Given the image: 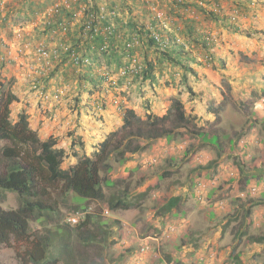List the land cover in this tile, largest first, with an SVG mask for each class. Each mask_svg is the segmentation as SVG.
I'll list each match as a JSON object with an SVG mask.
<instances>
[{"label":"rangeland","instance_id":"rangeland-1","mask_svg":"<svg viewBox=\"0 0 264 264\" xmlns=\"http://www.w3.org/2000/svg\"><path fill=\"white\" fill-rule=\"evenodd\" d=\"M19 1L2 0L0 5L2 10L0 14V82L18 97V102L11 106V122H16L19 113L23 111L30 118L27 114L28 108L35 106L37 112L33 120L29 121L31 129L38 127L39 132L35 131L42 141H46L49 139V134L41 129V123L49 120L59 125L54 128L50 138L55 139L58 146L69 153V146L74 137L80 135L86 141L91 140L90 135H94V119L91 117L94 112L90 113L87 107L89 96L92 95L89 94L91 90H89L90 87L79 88L78 77L84 73V68L72 67L66 55L63 54L59 60L51 61L49 75L42 80L47 92L62 90L63 95L57 100L42 102L38 95L39 90L32 84L35 83L33 80L36 77L34 73L38 59L36 49L41 45L49 48L60 47L63 44L72 46L74 42L79 41V38L83 42L86 39L82 38L79 30L74 26L70 32L73 38L70 39L59 30L46 33L45 15L49 12L51 4L48 2L42 13L32 17V20H26L18 10L21 7ZM57 1L63 6L68 5L72 10L80 5V0ZM121 1L124 0H98V3L106 9L111 6L122 7ZM155 1L158 2V0ZM204 1L207 9L209 4L219 6L220 12L217 17L224 21L226 27L241 30L240 33H231L206 12H198L199 42L202 44L204 37L208 39L213 37L215 41L211 45L207 44L209 40H205L207 42L205 45L210 50H204L203 44L187 39L185 29H182L180 25H183L184 20L190 19L194 13L182 12V9L175 7L170 0H161L159 4H156L157 8L159 7L158 9L163 12L155 6L151 8L140 6L132 10L134 7L130 4V12L125 10L124 15L120 14L116 20L107 17L109 22L122 27V30L126 32L125 22H131L133 18L137 20L136 16L144 22L148 19L147 17L161 13L166 18L168 29L173 28L175 37L185 45L183 46L185 54L179 53L177 55L180 57H174L178 60V65H175L164 52L157 51L155 48L139 47L135 51L139 62L145 68L147 59L154 66L152 79H143V75L130 78L129 86L121 80L118 83V89L102 84L106 87V107L104 110L96 108L95 111L102 115L106 124L101 134L120 130L125 109H132L136 114L138 112L137 115L142 119H145L147 114L161 117L167 113L166 109H170L175 100L180 101L184 108L190 102L207 107L209 112L217 115L219 123L215 125L213 122H208L201 126L199 122H195L198 116L191 118L188 114L192 124H189L187 129L181 127L178 131L174 130L168 141L158 139L148 144L145 151L128 155L126 162L114 164V169L106 175L109 185L104 187L105 201H89L87 204L78 205L75 201L76 196L71 192L64 194L62 186L58 185L54 188L57 191L52 192V198L53 202L57 201L56 207L59 214L52 218L30 221L29 229L32 237H39L49 231L61 232L62 227L73 229L74 225L68 221L70 218H76L79 222V218L90 213L99 218L102 225L109 226V235L105 246L100 248L93 245L80 246L73 233L68 244L75 253L74 256L78 258V264L100 263V255L103 257L102 264H264V249H260L258 253L254 252L252 244L242 249L244 251L247 249L248 257L238 258L239 262H235L234 256L241 253L239 251L245 240L239 238L238 246L231 243L234 240L229 233V227L224 230L223 235L217 232L211 233L208 239H216V241L214 244L211 242L209 246L205 242L207 239L188 236L183 228L185 227L183 220L188 218V209L191 204L197 206L202 203L198 200V188L202 187H197V183L201 182L205 187L200 198L203 197L204 192L208 191V188H213L209 184L212 178L197 176V174L202 172L204 174L205 169L206 171L210 169L208 164L216 162L211 157V160L206 159V156L203 158V163H199V159L195 160L194 157L188 159L182 157L187 147L198 145L199 135L214 133L222 135L220 152L229 154V159L225 157L224 162L232 166V169L227 171V178L234 179L238 170L234 168L232 160L239 158L232 156L234 152L230 153L228 141L236 140L235 153H237L239 147H244L248 143L244 135L254 139L256 133L254 129L258 126L264 132V0ZM233 11H237L236 17L231 16ZM121 23L124 24L121 25ZM180 46L181 44L173 46V49ZM79 51L82 53L84 47ZM97 57L99 58L92 62L93 72L100 75L107 70L116 78L117 71L114 70V66L108 68L105 55ZM207 57L210 60L206 62ZM181 60L186 62L183 63ZM188 60H192L193 63H187ZM124 61L125 58H122L121 63ZM182 64H189L192 69L200 73L187 76L188 87L183 83L182 77L185 72L181 67ZM195 66H199V69ZM32 77H34L33 80ZM91 92L95 95L99 93V90ZM102 96L105 98V94L102 93ZM78 99L80 104L77 102ZM217 102L221 104L215 106ZM56 112L68 114L58 116ZM37 116H39L38 121ZM64 120H67V124ZM173 123V120L169 119L166 126L171 129ZM48 129V126L45 127L46 131ZM99 129L103 130V128ZM95 141H99V137L95 138L93 143ZM136 142L143 145L146 143L141 140H135L134 143ZM250 144L253 146L250 150L251 155H258L259 151L254 148L256 142L253 141ZM77 151L83 156L90 155L93 149L89 143L87 147L85 146L84 152ZM170 157L173 163L171 167L168 163ZM258 157L260 158V155ZM74 163L75 160L69 158L63 164V168L66 169ZM249 167H253L251 163L248 169ZM253 168H264V164L260 163ZM124 188L128 202L131 204L129 209L111 212L107 199L116 194L121 196ZM215 190L219 191L220 188ZM221 194L224 195L221 196ZM221 194L213 201H224L223 205H230L231 201L236 199L230 194L225 195L226 192ZM248 194L253 196V193ZM171 197L180 199L175 209L178 213L176 218L173 217V213L161 212L163 205ZM182 198L186 199L184 203H190V205H181ZM21 204L22 199L17 194L0 190V208L17 209ZM220 219L221 217L218 216L213 222L217 223ZM247 235L263 237L261 231H254L252 227ZM31 241H33L32 244L22 248L18 244L0 247V264H21V261L25 259L23 252L26 251V247H29V251L33 250L31 248L35 245V240ZM60 241L61 239L57 244H60ZM232 246L235 247L233 250ZM74 262L75 260H71L69 264Z\"/></svg>","mask_w":264,"mask_h":264},{"label":"trees","instance_id":"trees-1","mask_svg":"<svg viewBox=\"0 0 264 264\" xmlns=\"http://www.w3.org/2000/svg\"><path fill=\"white\" fill-rule=\"evenodd\" d=\"M170 1L175 7L181 8L182 12L194 13L193 16H190V19H183V24L187 39L197 41V44H201L197 35L198 28L195 25L198 21V12L200 13V11L206 12L213 20L219 21L231 33L241 32L239 28L226 27L224 21L217 17L220 12L218 5L209 4L207 9L204 0H183L181 3ZM48 2L51 4L49 8L51 15L49 13L45 15L44 29L46 33L65 30V33L61 31L60 33L64 36H69L68 38L70 39L73 38L70 32L72 26H74L75 29L79 30L82 38L86 39L83 42L79 38V41L74 42L72 46L68 44H63V46L69 47V54L73 52L78 57L79 61L77 64L74 61L69 64L74 68H84V73L78 77L79 88L90 87L89 90L91 91L99 90V93L95 95L91 91L89 92L92 95L89 96L90 99L87 103L89 112H94L91 115L94 119V135H90L91 140L86 141L80 135L74 137L69 146V153L64 149L57 148V141L53 138L42 141L38 133L31 129L28 117L24 111L19 113L16 122H11V106L18 102V97L0 82V190L15 193L22 199V204L17 209L0 208V247L18 244L22 248L32 244L31 242L33 241L31 240H35V245L31 248L33 250L29 251V247H26V251L23 252L26 260L23 259L21 264H60L61 261L62 264H69L71 260H75L74 264H78V258L74 256L75 253L68 244L72 239L73 233L80 246L88 247L93 245L103 248L107 243L109 226L102 225L99 218L94 214L87 213L84 217L79 218L78 224L74 225L73 229L62 227L61 232L57 230L54 233L49 231L39 237H32L29 229L30 221L52 218L59 214L56 207L57 201L53 202L52 198L54 188L61 185L64 194L73 193L76 196L75 201L78 205L87 204L89 201H105L104 187L109 185L106 175L114 169V164L119 165L126 162L128 155L145 151L148 144H152L158 139L162 138L168 141L172 131H178L181 127L182 129H187L189 124H192L185 114L183 104L175 100L167 113L161 117L147 114L145 119H142L134 110L125 109L120 130L101 134L100 132L104 131L106 124L102 115L98 111L96 112L95 109L101 108L104 110L106 107V87L102 84L118 89V83L121 80L125 81V85L129 80L127 81L123 77L115 78L113 74L106 70L103 73H109L112 80L103 83V77H99V74L97 75L93 72L91 68L92 62L99 58L97 57L98 55H105V62L108 68L110 69V66H114V70L118 71L124 65L129 64L130 59H134L142 69L138 75L130 76L129 78L143 75V79H152L154 66L146 59V67L144 68L142 63L139 62L135 51L141 46L155 48L157 51L164 52L168 59L178 65V60L174 57H180L177 54L184 53L183 46L185 45L182 44L180 47H176L177 49L174 48L175 52L173 46L180 44L176 42L177 38L173 32L170 33L173 28L167 32L166 29H163L161 21L154 14L152 17H147L148 19L144 22H141V19L137 16V20L133 18L131 22H125L126 32L122 30V27L115 26L108 21L109 18L116 20L120 14L124 15L125 10L130 12V4L134 7L132 10L140 6H149L150 8L155 6L157 8L156 4H159L161 0H158V2L155 0H124L121 1L123 9L119 6H111L106 7L107 10L98 3V0H80V5L74 10L70 9V11L61 5L52 10L56 0H20L21 7L18 10L24 15L26 20H32V17H36L44 11L43 9H46ZM1 3L2 0H0V5ZM1 13L2 10L0 8ZM231 16L236 17L237 11H233ZM89 25L91 28L86 29ZM59 26L62 28H58ZM155 35L166 38L169 44L163 48L161 43L154 39ZM203 40V45L201 44L203 49L210 50L205 45L207 43L205 40H209L207 44L211 45L215 39L213 37H209V39L204 37ZM119 45L121 46L119 47ZM103 46H106V50L100 53L99 50ZM44 47L47 48V51L58 49L61 52L60 47L49 48L45 45ZM82 47H84V51L81 53L79 49ZM69 54H65L68 60ZM122 58H125L123 63H121ZM85 60L88 61V64H84ZM209 60V57H207L206 62ZM36 64L34 69L36 77L35 79L32 77L35 83L33 82L32 84L39 90L38 92H46L42 80L48 77L50 69H47L44 61L37 59ZM181 67L185 72L184 77H182L184 79L183 83L188 87L187 76L189 74L195 76L197 73L189 64H182ZM188 90L190 91V88ZM102 93L105 94V98ZM77 102L80 104L79 99ZM96 104H99L98 106L100 107ZM169 119L174 122L171 129L166 126V122ZM99 128H103V130ZM201 136L199 135V137ZM97 137H99V141L93 143ZM135 140L145 141L146 143L143 145V143L136 142L135 144ZM232 141L236 140H229V142ZM209 142L213 145L216 144V138L211 139ZM89 143L93 149L92 153L90 155H79L77 150L84 152L85 146L87 147ZM69 158L74 159L75 163L64 169L63 164ZM248 193H253V198H255L258 189L253 187ZM240 198L241 201H238V205L242 209L245 206L243 202L245 200L242 199L246 197L243 195ZM260 199L257 200L258 202L255 200L251 201L252 205L264 206V200ZM179 200L178 197L169 198L163 205L161 212L171 213L177 208ZM107 202L111 212L127 210L131 205L126 197L125 188L121 196L119 194L113 195L107 199ZM246 213L247 211H242L241 216L244 218ZM244 237V234L239 235V238L243 239ZM59 239H61V243L57 244ZM248 242L250 244H259L264 242V238L250 236ZM79 258L81 257L79 256ZM238 258V255L234 256L235 262H239ZM102 260L103 257L100 255V263L93 264H102Z\"/></svg>","mask_w":264,"mask_h":264},{"label":"crops","instance_id":"crops-1","mask_svg":"<svg viewBox=\"0 0 264 264\" xmlns=\"http://www.w3.org/2000/svg\"><path fill=\"white\" fill-rule=\"evenodd\" d=\"M195 25L198 26V23H196ZM180 26L182 29H185L184 24L183 25L181 24ZM181 62L184 63L186 61L181 60ZM188 62L190 63L191 61L188 60L187 63ZM191 66L193 65L191 64ZM196 67L197 69H199L198 68L199 66H195V68ZM194 71L196 73H199L196 69ZM219 104L221 103L217 102L215 106ZM257 106L258 104L255 106V110L258 109ZM166 110H169V108H167ZM184 111L186 115L189 114L192 117L198 116L197 117L198 119H196L195 122L196 123L199 122L201 126H204L208 122L209 123L213 122L215 123V125L219 123L217 115L209 112L207 107L206 108L202 107L201 104L190 102L188 103V106L184 108ZM35 112H37L35 109V106H30L28 108L27 114L30 116V118H28V121H30L31 119L33 120L35 116ZM56 114L58 116H63L66 114L67 116L68 113L61 114L60 112H56ZM137 114L139 113L137 112ZM38 120H39V116H37V121ZM64 121H65V124H67V120H64ZM47 126L49 127L48 131L45 130V127ZM56 126L59 127V125L53 122H50L49 120L43 121L41 123V129L44 130L45 133L49 134L48 138H50L53 135V131H54V128H56ZM34 130L39 132L38 127L35 128ZM254 131H256L254 135V139L250 138L248 135H244V139L248 141V143L245 144V146L243 145L244 147H239L237 143V146L239 147V150L237 153H235V148H236L235 141H232V142L228 141L229 150L231 151L230 153L234 152L232 156L233 157L237 156L239 158L236 160H232V164L234 165V168L238 170V173H236L237 176L234 179L227 178L228 176L227 171L230 168L232 169V166L230 163L224 162L225 157L229 159V154H221L220 152V146H221L220 138H222V135H219V133H214L211 135H202L201 137H199L198 145H195V146L191 145L187 147V149L182 154V157H186V159L191 158V157H194L193 159L195 160L196 158L199 159L198 160L199 163H203L204 156H206L205 158L208 160H211V158L215 159L216 160L215 163L208 164V166H210V169L208 171H206L205 169L204 174L203 172L198 173L197 176H202V177L205 176V177L212 178L213 180L209 182L210 186H213V188L215 189L220 188L219 191L213 189L212 187L208 188V191L204 192L202 201H200L202 202L201 204L197 206H194L191 204V206L188 209L189 216L187 219L183 220V222H185V227H183L184 232H187L186 234L191 237H201L204 240L207 239V241H205L207 242L206 244L207 246H209L211 242L214 244V242L216 241V239L214 240L208 239L211 237L210 236L211 233L217 232L223 235V232L224 230H226L227 227H229V233L232 234V237L234 240L233 242L231 241V243H234V245L236 246H238L240 242L239 235L244 234L245 237L243 239L245 241L242 242V247L240 248V251H239L241 253L240 254L238 253V257L240 259H244L245 257H248L246 253L247 249H245V251L242 249L246 247L248 244H250L248 242V239L250 236L247 235V232L251 227L254 229V231L256 230L261 231L263 233V238H264V206L263 205H252L253 203L251 202L253 200L257 201L260 198H262L260 200H264V197H263L264 196V168H258V169L253 168L255 165H259L260 163L264 164V132L261 130L260 126L254 129ZM42 135L43 134L41 133V136ZM214 138H216V144L213 145L209 141ZM253 141L256 142V145L254 148H256L255 150L259 151L258 155H260V158L258 157V155H254V154H253L254 156L251 155L250 150L253 146L250 143ZM56 147L59 149L61 148L58 146V143ZM208 149H211V150L209 151ZM213 151H214V154H213ZM249 156L254 157V159H252V157H249ZM171 158L172 157L168 159V163L170 164V167L173 164ZM250 163H251V166L253 167L252 168L249 167L248 169V166L250 165ZM253 187L258 189V193L255 198L247 194L248 191ZM195 192H196V189H195ZM223 192L227 193L225 195L230 194L232 195V197H236V199L232 200L230 205H223L224 201H221V202L213 201L216 197H219V194ZM233 194H235V196ZM223 195L224 194H221V196ZM243 195L246 197L245 199H242V200H245L243 201L245 206L241 209V206L238 205V201H241L240 196H243ZM185 201L186 199L182 198L181 205H190V203H184ZM242 211L244 212L247 211L246 213L247 216L245 215L244 218L241 216ZM171 213H173L174 218H176V215H178L177 210H173ZM218 216L221 217L220 221H218L217 223H214L213 220L217 219ZM195 221H197L198 223ZM252 247H253L254 252H257L260 249L263 250L264 242L258 245L252 244ZM234 248L232 246V250ZM230 253H233V252H230ZM252 255H254V253Z\"/></svg>","mask_w":264,"mask_h":264},{"label":"built area","instance_id":"built-area-1","mask_svg":"<svg viewBox=\"0 0 264 264\" xmlns=\"http://www.w3.org/2000/svg\"><path fill=\"white\" fill-rule=\"evenodd\" d=\"M173 1L176 2V3H181L183 0H173ZM59 5L63 6V4H60L58 1H57V3L55 2L53 4V9L52 10L57 8ZM63 7H65V9L70 11L68 5L67 6H63ZM48 13L51 15L50 10H49ZM156 18L161 21L163 29H166V31L169 32L170 29H168V24H167L166 18L163 16V14L157 13L156 14ZM58 28L61 29L62 27L59 26ZM90 28H91L90 25L86 27V29H90ZM59 31H61L62 33H65V30H59ZM167 32H165V33H167ZM171 32H172V30L170 31V33ZM154 39L157 40L158 42H160L161 46L163 48H165L167 46V44H169L168 40L166 38H163L162 36L158 37V35H155ZM176 42L178 43V42H180V40L177 39ZM60 48H61V52H59L58 49H52L51 51H47V48H45L43 45H41L36 50V54H37L38 60L39 61H44L47 69H50L52 60L53 61H57V60H59L61 58V56L63 54H69V52H70L69 47H65V46L62 45V46H60ZM105 50H106V46H103V47H101L99 52L102 53ZM69 55H70V57H69L68 63H71V61H74V62H76L75 64H77V62L79 61L77 55H74L73 52H71ZM84 64H88V61L85 60ZM141 69H142V67L136 62V60L130 59L129 64L124 65L123 67H121L117 71V76L116 77H123V78H125V80L128 81L130 79L129 78L130 76L138 75L141 72ZM100 77H103V81H102L103 83H106V82H109V81L112 80L109 73H102L100 75ZM129 85H130L129 82H127L126 86H129ZM39 93H40L39 95H40V98H41L42 101L57 100L63 95V91L62 90H57V91L52 92V93H47V92H44V91L39 92ZM70 221H72L73 223H76L75 219H71Z\"/></svg>","mask_w":264,"mask_h":264},{"label":"clouds","instance_id":"clouds-1","mask_svg":"<svg viewBox=\"0 0 264 264\" xmlns=\"http://www.w3.org/2000/svg\"><path fill=\"white\" fill-rule=\"evenodd\" d=\"M178 39V38H177ZM180 40V39H179ZM179 44H181L182 45V43L181 42H178ZM102 74V73H101ZM100 74V75H101ZM100 75H99V77H100ZM47 92V91H46ZM47 93H49V92H47ZM52 93V92H51ZM40 93L38 92V95H39ZM39 97H40V95H39ZM42 101V100H41ZM43 102V101H42ZM198 186H200V187H202V188H198V194H199V201H202V198H200V196H202V193H203V189L205 188L204 187V184H202L201 182H198L197 183V187ZM253 191H255V190H253ZM168 201V200H167ZM71 219H75L76 220V223H73L72 221H70ZM69 222H72V224L73 225H76V224H78V221H77V219L76 218H70L69 220H68Z\"/></svg>","mask_w":264,"mask_h":264}]
</instances>
